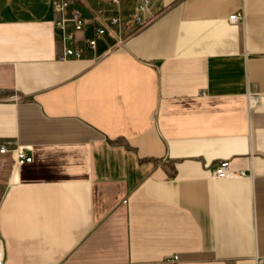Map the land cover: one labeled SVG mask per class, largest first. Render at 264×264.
<instances>
[{
    "label": "crops",
    "instance_id": "crops-1",
    "mask_svg": "<svg viewBox=\"0 0 264 264\" xmlns=\"http://www.w3.org/2000/svg\"><path fill=\"white\" fill-rule=\"evenodd\" d=\"M138 1L0 0L3 264H264V0Z\"/></svg>",
    "mask_w": 264,
    "mask_h": 264
},
{
    "label": "built area",
    "instance_id": "built-area-1",
    "mask_svg": "<svg viewBox=\"0 0 264 264\" xmlns=\"http://www.w3.org/2000/svg\"><path fill=\"white\" fill-rule=\"evenodd\" d=\"M110 3H112L114 6H116V8H118V4H119V0H108ZM150 0H139L137 2V6L134 10V13L132 14V18L135 19V21L137 22H143V18L140 17V12L141 11H146L148 9V4H149ZM70 4V0H51V7L53 9V11L56 12H61L63 10L67 9V6ZM230 16H228V18L230 20H241L242 17L244 16V14L241 13H232L229 14ZM108 23L107 25H112L115 24L117 21H119L118 19V15L117 14H111L108 18ZM70 22L71 24V30L66 32L65 27H64V23ZM56 24L60 27L61 31H62V38L66 39L67 41H69L72 36H74V31L76 30H80L83 26V23L85 21H83L82 16L79 14V11L74 9H71L68 16L65 17L60 16L57 20H56ZM104 32V27L103 26H97L95 27L94 30V35H92L91 37L85 39V45H89V46H94L96 39L103 35ZM82 54V46L79 44H74V43H70L68 46L64 45L63 49L60 51L59 55H58V59L60 60H70L72 58H77L79 56H81ZM253 97V96H252ZM4 146L2 144H0V151H4ZM15 162L17 164H21V162L28 160L29 154L26 151V148L24 146H20V147H15ZM227 162H225L224 160L218 161L212 168L211 173L213 176H218V178H221L222 176H228V175H232L234 176L235 174H245L243 169H238L235 172L231 171V169L228 168L227 166ZM3 246H2V242L0 240V264H3ZM258 264H261V262H258Z\"/></svg>",
    "mask_w": 264,
    "mask_h": 264
}]
</instances>
